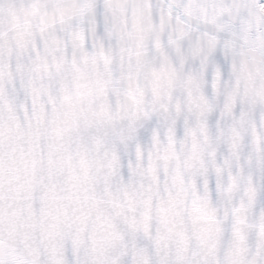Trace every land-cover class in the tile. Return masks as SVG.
<instances>
[{
    "label": "snow or ice",
    "instance_id": "1",
    "mask_svg": "<svg viewBox=\"0 0 264 264\" xmlns=\"http://www.w3.org/2000/svg\"><path fill=\"white\" fill-rule=\"evenodd\" d=\"M0 264H264V0H0Z\"/></svg>",
    "mask_w": 264,
    "mask_h": 264
}]
</instances>
